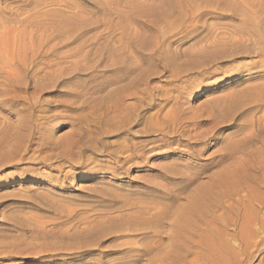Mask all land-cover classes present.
<instances>
[{
    "label": "rangeland",
    "instance_id": "rangeland-1",
    "mask_svg": "<svg viewBox=\"0 0 264 264\" xmlns=\"http://www.w3.org/2000/svg\"><path fill=\"white\" fill-rule=\"evenodd\" d=\"M190 1L195 16L187 15L186 7L181 5V8L179 5L176 16L172 14L168 20L162 19L151 27L149 23L152 17L150 19L147 16L146 19V16L139 15L140 22L133 18L137 12L151 6L153 0H0V21L4 23L6 20L4 27H0V43L8 41L7 49L14 57L10 58L11 63L15 64L12 65L14 70L9 71L12 74L0 71V84L3 86L8 83L9 91L6 94L10 99L8 107L1 105L6 87L4 85L0 89V128L10 124L13 130V125V128L17 127L22 123L23 117L30 116L32 119H23L27 120L26 124L29 122L27 125L32 128L33 133L36 131L35 146L39 144L44 152H28L27 157L37 159L39 156L53 154L52 161L55 165L62 167L64 172L69 168L73 170L72 176L65 178L63 171L52 172L43 163L36 164L33 160L6 170L15 172V180L0 188V232L6 227L9 217H17L16 219L36 222L35 224L40 222L46 228L44 233L51 235L36 239L31 231L24 230L22 233L23 230H13L10 241L28 242L34 246L56 242L65 245V248L67 246V250L64 247L62 250L66 255L21 260L20 264H65L66 261L73 264H264L262 211L258 212V216L263 222L257 218L252 222L255 224H250L253 228L251 230L245 224L248 221L244 217L236 220H243V223L241 221L236 226L235 223L230 226L231 232L235 230V233L241 232L245 237H251L246 246H239L240 242L235 240L231 256L225 254L218 259L202 258L197 251L199 249L182 238L180 243H186V248L190 247L176 255L177 243L174 238L179 228V211L187 207L190 199L197 195L200 185L209 184L212 176L230 165V160H219L222 146L232 136L234 138L245 131L233 123L243 124L246 119V123H249L261 115H245L241 111V114L234 111L236 116L232 110L226 109V104L230 106L232 100L235 102L239 99L241 91L263 81L249 80L250 75L264 72L261 58L257 54L259 46L247 38H236L237 27L242 25L246 14H251L250 10L247 12L248 0ZM235 9H240V12L237 14ZM62 23L67 24L70 29ZM195 23L204 25L202 31L185 35V27H192ZM146 34L148 37L152 35L148 39ZM144 36L148 40L154 36L153 42L152 39L146 40ZM141 39L148 41L150 48L147 42L143 47L140 46L138 42H143ZM151 43H154L153 46ZM108 51L124 55L125 64L136 65L137 71L118 84L107 85L108 80L118 77L117 73L110 71L115 66L105 62L104 56ZM195 52L203 53L204 56H200L202 53L199 56L205 59V63L204 59L201 62L202 59ZM211 52L215 53L212 55ZM194 54L198 58L196 55L193 57ZM2 55L0 59L3 58ZM176 56L177 62L175 59V64L170 67L166 58ZM180 62L193 63L195 66L179 68L177 64L181 65ZM201 63L205 66H201ZM174 67H178L179 71ZM135 73L141 74V78L136 88L127 90L134 89V95L129 92L118 93L120 86L128 85L130 79L137 76ZM108 97H112L115 102L121 98L127 103L131 117H134L129 126L115 130V125H122L120 121L115 125L104 121L110 109ZM220 104L223 109H220ZM172 109H175L173 118L182 120V123L175 120L178 121L174 127L175 133L172 121L166 123L164 120L165 113ZM200 113L205 115L202 124L191 125L189 122ZM252 115L255 116L254 120ZM217 117L220 118L217 120ZM241 118L243 122L240 121ZM198 119L201 120L202 117ZM160 125L165 126L164 132ZM147 128L150 130L146 131ZM182 129L186 130L185 135ZM194 132H204L202 135L210 136H207L205 143L196 146L183 145L175 140L179 134L180 137H187L188 134L191 137ZM43 133H46L47 138L51 137L50 140ZM66 138L75 140L73 150L76 152H79V147L84 142L89 143L72 164L56 157L59 150L50 143L52 140L60 142ZM256 144L252 148L261 145ZM201 148L205 150L204 153ZM24 166L40 167L39 170L50 172L54 176L49 174L50 176L41 179H35L32 175L26 177L22 175ZM171 167H176L184 175H195L196 181L187 184L178 176H170L167 171ZM251 173L260 181L257 171L251 170ZM56 175H62L61 180H56ZM20 178L24 180H16ZM251 182L250 187H254L256 181ZM0 185L3 183L0 182ZM50 185L56 187L53 189ZM246 189L226 201V206L234 204L233 210H230L233 216V213L238 214L236 199L249 194L251 188ZM70 211L74 213L71 222L53 227L52 223L59 217L57 221H67V216L61 215ZM226 211L221 207L216 213L220 215ZM242 224L244 227L240 226ZM14 235L19 237L15 238ZM191 247L195 250H191Z\"/></svg>",
    "mask_w": 264,
    "mask_h": 264
},
{
    "label": "bare ground",
    "instance_id": "bare-ground-1",
    "mask_svg": "<svg viewBox=\"0 0 264 264\" xmlns=\"http://www.w3.org/2000/svg\"><path fill=\"white\" fill-rule=\"evenodd\" d=\"M246 2H247L246 5L248 6V9H247L248 11L247 12L249 13V10H250L251 14L249 13L247 15L245 13L246 15H245V17L243 19L242 25L240 23L241 26L240 27H237L238 29L235 32L236 33V36H237L236 38H239V39L247 38L248 40H251L255 45H257V47L259 46L258 47L259 49L257 50V54L261 58L260 59L261 60L260 62H262L261 65L264 66V0H248ZM150 5L151 6H149L148 8L142 9L140 12H137L136 13V16H134V18H133L134 21H139L140 22V18L141 17L139 18L138 17L139 15L140 16L143 15L144 17L146 16V19H147V16H150V19L152 17V20H150V23H149L150 25L149 26L154 27V26H156V24L160 20H162V19L168 20L167 18H169V17L171 18V15L172 14H174V15L176 14L177 15L178 12L177 13H175V12L177 11V8L180 7L181 5H183V6L186 7V9L188 11V12L186 11L187 12V15L189 14L190 17L195 16L194 15V12H193V9L194 8H193L192 2L190 0H153V2L150 3ZM183 6H181V8H183ZM182 11L185 12L184 10H182ZM235 12L238 14V12H240V9H235ZM180 13L182 15V12H180ZM186 18H188V17H186ZM5 21L6 20H4V23H5ZM4 23H3V21H0V27L3 28L4 27V25H3ZM66 23H68V22L66 21ZM63 26H66L67 27V24H63ZM189 26L187 28L185 27V32L183 31L185 35H188V34H198L204 28V25H200V24H196V23H195V25L193 24L192 27H189ZM67 28H69V27H67ZM71 28H72V26H71ZM8 29H10V28H8ZM59 29H61V28H59ZM4 31H5V29H4ZM55 31H54V33H55ZM59 32H60V30H59ZM61 32H62V30H61ZM4 33L7 34L6 32H4ZM8 34H10V33H8ZM147 35L148 34H146V37L149 39L151 37L150 35H152V34H150L149 37ZM153 35H154V33H153ZM146 37H145V39H146ZM2 39H4V38H2ZM148 39H146V40H148ZM141 40L143 42H140V43L138 42V44L140 46H142V47L145 44H147L148 41H150V40L146 41V40H143V39H141ZM151 41L153 42V39ZM119 42H120V40H119ZM236 42H238V41H236ZM154 43H156V42H154ZM153 44H152V46H153ZM148 45H149L148 47L150 48L151 45L149 43H148ZM4 46H6V48ZM8 46H9L8 45V41H7V43H4V41H3V43L2 42L0 43V56L3 54L2 55L3 58L0 59V71L4 70L6 73H9L10 70L11 71L14 70V67H12L13 64L11 63V59H13L14 57H12L13 55L12 56L10 55L9 50L7 49ZM146 48H147V46H145V49ZM215 52H211V54L212 53H215ZM33 53H35V52H33ZM191 54H193V53H191ZM196 54L198 55V57L200 59H202V57H200V56H204L203 53H202V55H200L198 53H196ZM196 54H194L192 56L194 57ZM19 55H18V57H19ZM197 55H196V57H197ZM105 56H104V58L106 59V61H105L106 64L111 65V66H115L110 71L117 73V76H118L115 80H111V79L108 80L107 85H111V84H115V83L118 84L119 82H121L123 80H126V78L128 77L129 74L137 71L136 70L137 69L136 68V65L129 64V63L128 64H125V56L122 55V54H120V53H115L113 51L112 52L111 51H108V54L105 55ZM208 56H206V58ZM211 56H210V58H211ZM22 57H25V56H22ZM177 57L178 56H176V58H173V57L172 58H166L167 64L170 67L171 66L173 67V65L175 64V62H174L175 59H176V62H177ZM220 57H221V55H220ZM189 58H191V57H189ZM200 59H199V61H200ZM203 59H202L201 62H203ZM21 60H24V58H22ZM26 60L27 59H25V61ZM207 60H206V62H208ZM189 62H190V60H189ZM191 62H192V60H191ZM25 63H27V62H25ZM204 63H205V59H204ZM193 65L195 66V64H193V63H185V62L184 63H181V65H178L177 64V66H179V68H189V67H191ZM198 65H200V64H198ZM202 65H203V63H201V66ZM24 66H27V65L24 64ZM203 66H205V65H203ZM174 68H173V71L175 69L179 71V69H177L178 67H176L175 69ZM195 69H196V67H195ZM177 73H174V74H177ZM9 74H12V72L9 73ZM136 75L137 76L134 75V78L132 77L133 79H130L128 85H126V86H120L119 85L120 88H118V90H117L118 93L123 94V93L129 92L130 95H134V93L136 92V91H133L134 89L131 90V91H127V90L128 89L130 90V88H136L135 86L137 85L139 79L141 78V74L138 73ZM7 76H8V74H7ZM24 77H26V76H24ZM24 77H23V79H24ZM8 78H10V77H8ZM252 79H255V80L256 79H262L263 81L261 83H256L255 85H252V86L250 85L248 88H246L243 91H241V93L239 94L240 95L239 96V99L237 101L234 102V100H232V101L230 100L231 103H232L230 106H227V104H226V102L224 100H223V103L226 104V109L232 110L233 112L234 111H237V112L241 111L245 115H249V114L250 115L251 114H254L255 115V114L260 113L261 115H259L255 120L253 118L254 115H252V118H253L254 121H252V122H249L248 121L249 123H246L247 119L244 120L245 122L243 124L240 123V122L239 123H233L234 126H238V127H240L241 129H243L245 131H243L241 135L237 134L238 136H235L234 138H232L233 137L232 136L231 137L232 139L231 138L228 139L225 142V144L222 146V149L224 151L222 150V153L221 154L219 153L220 154L219 160H220V162L225 161V160H230V165L227 166V167H225L223 170H221V172L219 174H217L215 176H212L211 179H210L209 184H206V185H203L202 184V186L201 185L199 186V184H198V186L200 188H198V190H197V193H196L197 195H194L190 199L191 201L187 205V207H184V208H182L181 211H179V220H180L179 221V226H178L179 228H178V233L176 234V237L174 238L175 242L177 243L176 244V249H175L176 255L181 254V252H183L184 249H187L188 247H190V246H188L186 248V246H187L186 243L185 244L180 243V239L182 238L184 241L192 242L193 243L192 246L199 249L197 251L200 253V255L202 256V258H205L206 257V258H217L218 259V258H223V256L225 254H228V255L230 254V256H231V250H232V247H234L235 240H238L240 242L239 243V246L241 244H243V245L246 246V245H249V242H250V238L251 237H249V236L245 237V235H243L241 232L240 233H237V232L235 233V230L233 232H231L232 229H231L230 226H232L234 223H235L234 225L236 226L237 222H239V221H236V220H238V218L240 219V217L241 218L244 217V218H247V219H244V220L248 221L245 224H248L249 225L248 227H250V230H251L253 228H252V225H250V224H255V223H252V222H255L257 220V218H259V216H258L259 213L258 212L259 211L264 212V72H262V73L256 72L253 75H250L249 76V80H252ZM22 81H21V83H22ZM7 84L8 83L3 84V86H2V84H0V87H2L0 89H3L4 85H6V87H4V90H3L4 91V94H3V92L1 93V94H3L2 96H4L3 97L4 99L3 100L1 99L2 100L1 105L2 106L5 105V106L8 107V104L10 102V99H9L8 94H6V92L9 91V88L7 87ZM26 87H28V85ZM35 87H37V86H35ZM38 89H39V87H38ZM11 90H12V88H11ZM0 91H2V90H0ZM115 94H117V93H115ZM107 95H109V94H107ZM233 95H235V93ZM237 95H238V93H237ZM109 96H111V94ZM0 98H2V97H0ZM108 98L110 99L109 100L110 103L108 105L110 109L108 110L109 111V114H107V116L105 117V120L104 121L106 123H111V124L113 123V125H115L117 122L120 121L122 123V125L121 126L120 125H118V126L115 125V127H116L115 130H119V129H122V128H125V127L129 126L133 122L134 117L133 118L131 117L132 116L131 115V111L128 110L129 108L127 106V103L125 104V102L123 100H121V98H120V100L117 99L116 100L117 102H115V100H113L112 97L111 98L108 97ZM231 98H232V96H231ZM29 99H31V98H29ZM139 103H141V102H139ZM220 103H222V101ZM216 104H217V102H216ZM28 105L31 106L30 103ZM24 106H23V108H24ZM219 106H221V104ZM25 107H27V106H25ZM222 107H223V105L220 107V109H223ZM33 108H32V110H33ZM175 109H172V111L170 110L172 112V115H171V112H169V111L167 113H165V115L163 114L164 115V120L166 121V123L169 122V121H172L171 123H173V125H172L173 129H172V127H171V129L173 131H174V127L176 125V122H178L180 120L179 118H173V116L175 115L174 114L175 113ZM226 111H225V113L223 111L222 112L224 114H226L227 113ZM28 112H30V111H28ZM178 112H179V110H178ZM214 112H215V110H214ZM216 113H217V111H216ZM209 114H210V111H209ZM209 114H207V116ZM236 114L237 113H235V115ZM32 115H33V113H32ZM203 115L204 114L200 113V115L198 116L200 118L202 117L201 120L198 119V117H196V118H194L195 116L192 117L194 119H192V121H190L189 123L191 125L194 124V126H199L200 123L204 121L203 118H204L205 115L204 116ZM232 115H234V114H232ZM216 116L217 115H214V117H216ZM189 117H191V116H189ZM189 117H187V118H189ZM23 118L28 119V120H29V118L32 119L30 116H29V118H27V117H23ZM23 118H22L23 121L22 120H19V121H22V123L20 122V124H19L20 126L17 125V127L13 128L14 127V125H13V127H12L13 130H11L10 124L9 125H6L5 124L6 125L5 127H3L2 129L0 128V182L3 183V185H0V188L3 187V186L4 187L5 186H8L9 184H11V181L15 180L14 179V173L15 172H10V171H6V170L9 169V168H14L17 164L23 163V162L25 163L28 160H33V161H35L36 164L43 163L44 164L43 166H46L47 168H50V170L52 172H55V171L56 172L57 171L62 172L63 171L62 167H60L59 165H55L53 163V161H52L53 160L52 159L53 158V154H51L52 156L50 154H48L46 156H44V155L43 156H39L37 159H36V157L32 158V156H30V157L28 156L27 157L26 154L28 152L29 153L30 152H33V153L34 152H40V153H42V152H44V149L42 147H39L38 146L39 144L37 146H35L36 144L34 142L35 141L34 139H36V138H34L35 137L34 134H35L36 131H34V133H33V131L31 130L32 128L28 127V125H29L28 123L29 122L27 123L28 124L27 125L26 124L27 120L25 121V119H23ZM187 118H183V119L186 120ZM219 118L217 117V120ZM243 118H246V117H243ZM177 119H178V121L175 122V120H177ZM221 119L223 120V118H221ZM232 119H234V118H232ZM173 120H174V122H173ZM224 120H225V117H224ZM181 121L182 120H180L179 122L182 123ZM240 121H242V118H241ZM215 122L217 123L216 119H215ZM215 122H213V123L215 124ZM7 124H8V122H7ZM197 124H199V125H197ZM38 125L36 127H38ZM164 125H166V124H164ZM169 125H171V124L169 123ZM160 126L162 127L163 132H164V127L165 126L164 127L162 125H160ZM147 129H146V131H149L150 130V129H148V130ZM182 130H181L182 133L185 135L186 130H184V129H182ZM174 133H175V131H174ZM195 133L196 132H194V134ZM202 133H204V132H201L200 133L201 135L198 134V133H196L195 135L192 134L191 137H188L189 134H188L187 137L186 136L185 137H180V134H179V137L178 138H175V140H177L178 142H180V144H183V145L192 144V146H196V145L205 143L208 140V137L210 136V135H205V134L202 135ZM44 135H46V133ZM48 136H51V135H48ZM53 137H54V135H53ZM46 138H47V135H46ZM46 138L44 137V140H46ZM49 138H51V137H49ZM49 138H47V139H49ZM70 138L69 139L66 138L64 141L60 140V142L62 141L61 143L59 142V140L56 141V140H52V139L51 140L53 142H50V141L49 142L50 143H53L55 145V146L51 145V146H53V148H58V150H59L56 157H60V159H62L64 161L71 162V164H72V162L74 163L76 161V157L78 155H80L81 153H83V150L85 149V147H86L87 144L89 145V143L88 142H86V143L84 142L79 147V149H80L79 152H76V151L73 150L74 149V146H75V143H74L75 140L70 139ZM191 139L193 141H191ZM44 142H47V141H44ZM76 143H77V145L79 144L78 141H76ZM256 143H259L261 145L259 147L257 146V147L252 148L254 146V144H256ZM88 145H87V147H88ZM180 150L182 151L184 149H180ZM196 151L199 153V150L198 149ZM201 151H202V153H204L205 150L201 148ZM238 154H243L244 156L242 155L243 156L242 157L241 155H238ZM77 160H78V157H77ZM38 168H40V167L30 166V167H27L26 168L24 166V168H23V174L22 175L23 176H26V177L32 175L35 179L46 178V177H48L50 175H51V177L54 176V175L52 176V173H50V172L49 173H44L45 172L44 170H39ZM251 170L257 171V173L259 174V178L258 179H260V181L256 180L257 177H255V175H253L251 173ZM167 173L170 176H178L179 178L183 179V181H185L187 184H193L196 181V176L195 175H193V174L192 175H184L179 169H176V167L175 168L171 167V169H169L167 171ZM62 174H64V177L67 178V176H72L73 170L71 168H69L65 172L63 171ZM61 176L62 175L57 176V179L56 180H58V179L61 180ZM65 178H63V181H65ZM16 180H22L23 181L24 179L20 178V179H16ZM251 181L252 182L253 181H256V184H255L254 187H252V186L250 187L249 184H250ZM50 187L53 188V187H56V185H50ZM246 188H251L249 190V192H248L249 194L246 193L247 195H244L243 197H240V198H237L236 199V204L239 206L238 207L237 205H235L238 208V210H237L238 211V214L237 213H233L234 214V216H233L232 213L230 212V210L232 209V207H234V204L233 203H229L226 206L225 205L226 204V201H227V199L229 200V198H231V197L233 198V196L235 194H239L240 191H242L243 189H246ZM253 189L255 191H253ZM16 195H17V193H16ZM0 201H2V200H0ZM28 203L31 204L32 206H36L35 203H33V202H29L28 201ZM38 203H40V202H38ZM221 207L225 211L226 210L227 211L229 210L228 212L226 211L227 212V215L226 216H224L226 212L225 213H222L220 215H219V213H216L217 210H219ZM59 208L60 209L62 208L61 205L59 206ZM64 210H66V209H64ZM234 211H235V209H234ZM71 212L72 211L66 212L64 215L63 214L62 215L60 214L62 217L63 216L64 217L67 216V219L68 220L67 221H63L64 219L63 220L61 219L62 221H57V220L60 219V217L58 216L59 219H57L54 222L52 221L53 223L51 222L52 225H53V227H56V226H58L60 224H64L66 222H71L73 220L72 218H74L73 217V214L74 213L72 214ZM262 212H260V213H262ZM9 218H8V220H10V221L6 220V227L3 228L1 230V232H0V264H20V261L21 260H23V261H26V260H40V259H42V258H44L46 256H53V255H57V254L66 255V253L64 251H62L63 250V247L65 245L62 246V245L57 244L56 242H53V243L47 244V245H44V244H46V243H44V244H40L38 246H36V245L34 246V245H30L28 242L26 243V242H22V241H20V242L15 241V243H14V241H10V238L9 237L13 236V234L11 233V231H13V230H18V231L19 230H23V232L21 231L22 233H24V230H27V232L28 231H31V232H33L32 233L33 237L35 236L36 239H37V237H41V236H45V235L49 237V235H51V233H48L47 230L46 231H47V233L49 235L46 234V233H44L45 232L44 229H46V228H44V226H42L40 222L39 223L37 222V224H35L36 222L32 223V221L31 222H28V221H25V220L16 219L17 217L14 218V219H12L11 217H9ZM259 219H261V217ZM263 220L261 222H263ZM241 221L243 223V220H241ZM241 221L239 223H241ZM263 225H261V226H263ZM240 226H243L244 227L243 224L240 225ZM254 227H255V225H254ZM245 229H248L247 226H245ZM49 231H50V229H49ZM55 231H53V232H55ZM21 232H20V234H21ZM50 232H52V231H50ZM65 233H67V232H65ZM248 234L249 233H247V235ZM16 236H15V238H16ZM17 237H19V236H17ZM8 238H9V240H8ZM193 240H195V242H193ZM35 244H38V242L35 243ZM66 248H67V246H66ZM191 250H195V248H192ZM166 256L169 257L168 254ZM173 256H175V255H173ZM170 258H172V256ZM48 263L51 264V262H48ZM65 264H73V263H71V262L67 263V261H66Z\"/></svg>",
    "mask_w": 264,
    "mask_h": 264
}]
</instances>
